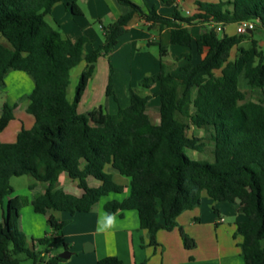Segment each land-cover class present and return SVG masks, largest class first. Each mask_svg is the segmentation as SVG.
<instances>
[{
    "label": "trees",
    "instance_id": "obj_1",
    "mask_svg": "<svg viewBox=\"0 0 264 264\" xmlns=\"http://www.w3.org/2000/svg\"><path fill=\"white\" fill-rule=\"evenodd\" d=\"M63 1L0 0V91L11 71L30 75L34 90L27 112L35 120L31 129H22L15 142L0 143V213L6 209V199L16 193L12 180L23 176L46 185L45 192L33 201L36 213H88L102 197L125 191L106 171L111 165L131 179L130 195L107 203L105 209L109 215L137 211L150 246H159L160 231L180 228L186 249H196V240L180 227L178 219L201 207L206 193L216 202L240 204L248 217L237 224L235 234L242 238L238 244L241 255L246 264H264V101L248 100L240 87L244 75L249 87L264 91V52L257 41L250 49L242 47L245 35L218 31L220 25L224 29L245 21L264 28V0L197 1V11L189 17H183L177 0H160L176 6L174 13L166 15L156 6L118 0L131 11L109 25L101 24L105 41L89 54L85 53L90 42L87 37L72 41L46 20ZM68 7L74 16L82 14L75 2ZM136 14L161 29L169 28L175 45L192 48L196 43L203 59L197 65H184L178 74H172L162 61L157 74L140 82L146 90L160 86L153 96L132 89L130 105L115 114L103 107L81 113L79 106L98 60L113 52ZM197 25H203L199 34L192 31ZM160 54L161 58L167 55L162 46ZM186 58L191 61L192 55ZM84 61L87 68L71 101V74ZM107 94L119 103L113 77ZM153 97L161 102L159 124L147 113ZM16 108L3 106L0 133L15 119ZM191 126L203 130L205 136H190ZM207 147H211V161L194 160L187 154L188 150L205 153ZM63 173L78 182L84 192L81 197L60 188ZM90 177L101 186H90ZM23 205L21 199H12L8 215L0 219V264H22L23 254L34 264L44 263L42 252L30 249L20 230ZM68 223L49 217L55 233ZM38 242L46 245L49 239ZM64 261L56 256L49 264ZM98 264L126 263L108 257Z\"/></svg>",
    "mask_w": 264,
    "mask_h": 264
},
{
    "label": "crops",
    "instance_id": "obj_2",
    "mask_svg": "<svg viewBox=\"0 0 264 264\" xmlns=\"http://www.w3.org/2000/svg\"><path fill=\"white\" fill-rule=\"evenodd\" d=\"M79 1L64 0L58 3L51 14L46 17V20L52 27L60 31L63 37L72 41L87 37L90 42L85 47V53L89 54L103 45L104 42L91 27L87 32L84 27L75 29V26H72V21H78L81 18L85 20L87 15ZM131 1L142 7L156 6L161 14L170 13L176 7L164 4L160 0ZM186 1L192 2L191 8L193 9H188L186 12L189 16H193L197 11V1L216 2L218 0H178L179 6ZM74 2L82 12L80 16H74L71 8L68 7ZM81 2L87 6L93 17L100 19L106 16L111 23L131 11L130 7L120 4L118 0H81ZM202 30L203 25L192 27L195 34H199ZM223 32L233 36L228 34L227 26L224 27ZM171 39L172 35L169 28L161 29L159 25L148 23L136 14L127 29V33L121 37L113 52L109 55H103L98 60L95 74L90 79L88 89L79 106L80 112L88 114L94 109L103 107L106 112L115 114L120 107L129 106L132 89H135L143 78L157 74L160 71L162 61L168 66L172 74H178L181 68L190 62L193 65L201 62L203 56L199 55L196 43L192 48H188L173 44ZM152 45L162 46L167 50V55L161 58L160 52L159 54L153 53ZM189 54L192 55L191 61L186 58V55ZM78 67H82V75L87 68V62H82ZM111 77H113L114 93L119 99V103L115 101L114 96L107 94ZM159 87V85H154L146 91L145 95L153 96ZM33 90L34 81L26 72L11 71L8 74L6 87L0 91V93L5 94V98L0 99V118L5 104L17 108L15 119L0 133V143L15 142L22 129H31L34 126L35 120L27 112L29 97ZM157 99H159V106L153 107L152 103ZM160 105L159 97L151 99L147 109L150 117L151 109L157 111L156 114L158 112L160 114ZM159 123L160 119L158 122H154V124ZM190 136L193 135L190 134ZM188 151L192 152V159L197 160L199 152ZM106 171L114 176L117 183L125 186L123 194L124 199H126L130 195L131 179L122 176L111 165L106 167ZM62 179L63 187L60 188L65 192L79 197L83 195L84 192L79 188L78 182L72 180L66 173L60 176V181ZM88 182L92 187H99L102 184L93 177H90ZM45 190L46 185L33 180L27 190L25 200L17 191L14 196L6 199V209L2 212V217L8 215V206L12 199H21L24 205L19 226L22 222V228L24 230L29 228L28 232L32 236L44 235L48 239L50 237L56 240L61 239L64 242L65 251L73 253L69 259L58 264H98L100 260L108 257H118L126 264H246L238 247L242 238H236L235 234L237 224L246 222L248 217L238 202H216L204 193L201 207L183 213L178 219L180 227L198 244L196 249L188 250L184 245L180 228L173 231H160L158 234L159 246H150L148 232L141 228L140 215L137 211H118L113 215L108 214L105 209L106 204L117 200L111 199V194L102 197L88 213L71 215L66 212L51 211L47 215L38 214L34 210L33 201L37 195L44 193ZM105 197L107 200H104ZM25 202L27 203L25 204ZM24 211L25 213H23ZM51 215L60 221H69L62 232L55 233L51 228V235H49L48 226H50L49 217ZM221 219H224V222H221ZM159 221L162 222V217L159 218ZM101 227L104 228L103 231L99 230ZM34 247L36 248L35 245ZM86 248L89 251H86ZM37 251L43 254V264H49L56 257L49 251Z\"/></svg>",
    "mask_w": 264,
    "mask_h": 264
},
{
    "label": "rangeland",
    "instance_id": "obj_3",
    "mask_svg": "<svg viewBox=\"0 0 264 264\" xmlns=\"http://www.w3.org/2000/svg\"><path fill=\"white\" fill-rule=\"evenodd\" d=\"M204 1H214V0H204ZM191 3H192L191 1H186V2L182 3V5H180L179 11L183 15V17H189V15L187 14L186 11L188 9H193V8H191ZM79 4L85 9V11L87 12V15L85 17V20L81 18L78 21H72V23H71L72 26L73 27L75 26V29H77V27L78 28L84 27V30L87 32L89 30V27H91L93 29V31H95L98 34V36L102 39V41L104 42L105 36H104L103 29L101 28V24L104 23L105 25H109L111 23V21L106 16H103L100 19L93 17L92 13L87 9V6L81 2V0L79 1ZM137 5H139V4H137ZM175 10H176V7H174L172 12L166 13V14H172L175 12ZM162 14H164V13H162ZM227 27H228V34L238 35L236 24H231V25H228ZM221 34L224 35V32H222ZM248 35H245L243 37V43L241 44V46L244 48L250 49L253 46L254 41H257L259 50L264 52V28L257 27L253 33H249ZM151 49L153 50V53L155 52V53L159 54V52H160V47L158 45H152ZM236 54H237V49H235L233 51L232 59L235 58ZM81 71H82V67H77L76 69H74V71L71 75V86L69 89V98L70 99L74 98L75 90H76V87H77L79 80H80ZM100 73H99V76H100ZM140 82L138 83L137 87L134 90L137 93H139L140 95H145L146 91H148V90L144 89L140 85ZM240 86H241L242 90L246 92L248 100L255 101V102L264 101V91L260 90V89H253V88L249 87L244 76H241V85ZM2 98H5V94L3 92L0 93V99H2ZM152 106L153 107L159 106V99L155 100L152 103ZM82 111H84V109H82ZM156 113H157V111H155L154 109L150 110V115L152 117L153 122H158L160 119L159 112H158V114H156ZM190 134L191 135L205 136L204 131H201L200 129H198L195 126H191ZM187 154H188V156L193 158L192 152L187 151ZM197 160H199V161H205V160L211 161V160H213V156L211 154V147H207L205 153H199ZM33 180H35V179L32 176L16 177L12 180V186L14 187L15 191H17L19 193V195H21L22 198H24V200L27 197V192H28L27 190L29 189V186L31 185ZM62 183H63V179L61 181H59L60 187L63 185ZM66 189H68V188H66ZM110 196H111V199H117V200L124 199V194H111ZM106 198L107 197H105L104 200H107ZM26 203L27 202H25V204ZM23 213H25V211ZM0 219H2V212L0 213ZM28 229L29 228H27V230H24L22 228V222H21L20 230L26 235V240L28 243V247L30 249H34L33 247L35 245L36 251L37 250L47 251V252L49 251L51 254L56 255V256H59L60 254L66 252L65 247H64V242L61 239L56 240L55 238L50 237L49 242L46 245H41L38 242V240L43 239L45 236L44 235L40 236V237L32 236V234L31 235L29 234ZM48 233H49V235H51V227L50 226H48ZM20 258L23 259L22 264H33V261L31 259H29L26 254L21 255Z\"/></svg>",
    "mask_w": 264,
    "mask_h": 264
},
{
    "label": "built area",
    "instance_id": "obj_4",
    "mask_svg": "<svg viewBox=\"0 0 264 264\" xmlns=\"http://www.w3.org/2000/svg\"><path fill=\"white\" fill-rule=\"evenodd\" d=\"M255 29H256V24L251 21H245V22H241L237 24V34L238 35L249 34V32H253ZM218 31L223 32V27L221 25L218 27ZM220 221L224 222V219H221Z\"/></svg>",
    "mask_w": 264,
    "mask_h": 264
},
{
    "label": "water",
    "instance_id": "obj_5",
    "mask_svg": "<svg viewBox=\"0 0 264 264\" xmlns=\"http://www.w3.org/2000/svg\"><path fill=\"white\" fill-rule=\"evenodd\" d=\"M249 33H252V32H249ZM86 251H89L88 248H86ZM72 255H73L72 252L66 251V252L60 254L59 257L66 260V259H69Z\"/></svg>",
    "mask_w": 264,
    "mask_h": 264
},
{
    "label": "clouds",
    "instance_id": "obj_6",
    "mask_svg": "<svg viewBox=\"0 0 264 264\" xmlns=\"http://www.w3.org/2000/svg\"><path fill=\"white\" fill-rule=\"evenodd\" d=\"M99 230H100V231H103V230H104V228H103V227H101Z\"/></svg>",
    "mask_w": 264,
    "mask_h": 264
}]
</instances>
